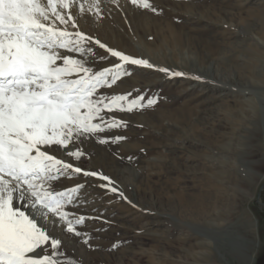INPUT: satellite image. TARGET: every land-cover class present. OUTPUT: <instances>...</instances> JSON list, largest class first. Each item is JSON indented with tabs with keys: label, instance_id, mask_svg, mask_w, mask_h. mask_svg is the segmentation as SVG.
<instances>
[{
	"label": "rangeland",
	"instance_id": "rangeland-1",
	"mask_svg": "<svg viewBox=\"0 0 264 264\" xmlns=\"http://www.w3.org/2000/svg\"><path fill=\"white\" fill-rule=\"evenodd\" d=\"M82 3L90 24L79 17L68 31L84 34L81 46L92 51L74 54L85 56L86 66L95 72L120 63L108 48L155 66L126 62L131 74L115 84L109 80L96 95L142 96L143 103L153 98L156 104L132 112L101 106L105 122L115 118L127 126L72 141L82 155L65 163L82 171L69 169L55 188L84 185L64 211L72 221L86 218L75 227L87 235L76 237L65 227L60 259L64 264H245L241 255L247 245L229 243L227 234L248 242L255 228L256 260L264 249V209L255 203L262 185L264 203V0H150L156 12L131 0ZM161 67L190 75L170 78L157 70ZM116 136L125 139L112 142ZM102 138L109 142L101 144ZM84 171L108 176L118 192L100 187L109 181Z\"/></svg>",
	"mask_w": 264,
	"mask_h": 264
},
{
	"label": "snow or ice",
	"instance_id": "snow-or-ice-1",
	"mask_svg": "<svg viewBox=\"0 0 264 264\" xmlns=\"http://www.w3.org/2000/svg\"><path fill=\"white\" fill-rule=\"evenodd\" d=\"M72 2L0 0V264H64L60 259L64 255L62 240L55 238L49 228L56 223L51 218L63 221L68 233L86 236L75 227L86 218L80 216L72 221L64 211L65 204H71L73 194L84 185L57 191L55 183L67 176L69 169L75 173H81L82 169L50 155V151L66 147L76 137L95 136L106 128L127 126V122L115 118L105 122L101 106L109 111L132 112L156 104L153 98L143 103L142 96L135 99L127 95L95 96L109 80L115 84L120 77L131 74L126 62L148 69L155 66L146 59L108 48L121 62L93 72L83 57L62 54L60 50L82 54L92 51L81 46L85 39L82 32H69L55 23L67 22L61 9H68ZM131 2L157 11L150 0ZM96 43L101 48L106 47L99 41ZM157 70L170 78L190 75L163 67ZM95 118H100V122H93ZM123 139L125 137L116 136L112 142ZM99 142L109 141L102 138ZM68 155L79 159L82 153L73 151ZM83 174L100 176L109 181L100 187L118 192L110 186L108 176L96 171ZM119 196L126 199L123 192ZM17 201H27L29 211L16 206ZM84 242L87 243V239Z\"/></svg>",
	"mask_w": 264,
	"mask_h": 264
},
{
	"label": "bare ground",
	"instance_id": "bare-ground-1",
	"mask_svg": "<svg viewBox=\"0 0 264 264\" xmlns=\"http://www.w3.org/2000/svg\"><path fill=\"white\" fill-rule=\"evenodd\" d=\"M97 2V1H96ZM71 7H72V11H71V19L69 20L68 19V15L67 14H65V11H64V9H61V11H62V13L63 14H65V20L67 21L65 24H60V22L59 21H55V23H56V25L57 26H59L60 28H62V29H66V30H74L73 28H72V26L69 24V23H73V24H75V25H77V23H79V22H77V19L80 17V18H82V19H84V20H87L86 22H88L89 24H90V19L92 18H90V14L89 13H87V12H85V9H84V7H83V3H82V0H73V2L71 3ZM88 14V15H87ZM85 17H87L88 19H86ZM83 23H84V21H83ZM85 27H89V28H91V25L90 26H85ZM94 32H96V31H94ZM171 32H173V31H171ZM109 35V34H108ZM108 35L106 34V39L108 40V41H111V39H109V37H108ZM177 35H179V34H173V36H170V37H174V38H177ZM171 39V38H170ZM171 41V40H170ZM175 41V40H174ZM169 42V41H168ZM173 42V41H172ZM175 44V43H174ZM178 44V43H177ZM173 45V44H172ZM176 45V44H175ZM125 47V46H124ZM179 47V46H178ZM182 48V47H181ZM188 49H189V47H188ZM60 52L62 53V54H64V55H73L74 56V58H81L82 56H77V55H75L74 53H72L70 50H60ZM189 52H191V51H189ZM188 52V53H189ZM182 53V52H181ZM192 53H193V51H192ZM86 54V53H85ZM88 54V53H87ZM183 54V53H182ZM83 55V54H82ZM194 56H196V55H194ZM200 56V55H199ZM83 58H85V56L83 57ZM174 58V57H173ZM177 59V58H176ZM183 60V62H184V64L186 65L187 63H188V61L186 60V59H182ZM87 61V60H86ZM195 62V61H194ZM57 63H62V61H58ZM176 63V62H175ZM178 64V63H177ZM180 65H182V64H180ZM90 67V66H89ZM144 67V66H143ZM187 67V66H186ZM145 68V67H144ZM181 70V69H180ZM150 71V70H149ZM178 71V70H177ZM187 71V70H186ZM189 76V75H188ZM72 78H75L74 76L72 77ZM184 78V77H183ZM191 79V78H190ZM189 80V79H188ZM125 81V80H124ZM172 81V80H171ZM245 81V80H244ZM132 82V81H131ZM233 82V81H232ZM225 83V82H224ZM239 83H241V82H239ZM133 86V85H132ZM219 86H221V87H223V85H219ZM218 86V87H219ZM103 88V87H102ZM225 88V87H224ZM224 88H222V89H224ZM104 89H105V87H104ZM107 91H111L110 89H106ZM124 89L121 87V88H118V89H116V91H118V93H120V91H123ZM96 95V94H95ZM97 96V95H96ZM105 102H106V100H105ZM99 121V120H98ZM85 141V140H84ZM80 143H83V142H80ZM85 143H87V142H85ZM55 147V146H54ZM45 149H47V148H45ZM73 151H79V147H78V144H76V143H73L72 141H70L69 142V144L66 146V147H63V148H61L60 150H59V152H56L55 153V155L54 156H56L58 159H60V160H62V161H66V159L65 158H68V157H70V158H73V159H75V160H77V158L76 157H74V156H70V155H68V153L69 152H73ZM90 171V170H89ZM85 193V192H84ZM86 194V193H85ZM83 195V194H82ZM80 198L79 197H76V200H75V202H80ZM82 200H83V198H82ZM93 204L94 203H91V205L90 206H87V207H90L91 208V206H93ZM16 206H22V210H26V212L27 211H29V208H27V206H28V204H27V201H17L16 202ZM27 208V209H26ZM84 208H86V207H84ZM77 209H79V208H77ZM80 210V209H79ZM57 218V217H56ZM59 220V219H58ZM55 221H57V219H55ZM59 223H60V225L58 226V231H56V233L54 232L55 230H53L54 228H55V226H52V225H50L49 226V228H50V231L52 232V234L54 235H56L55 237L56 238H60V239H62V240H64V239H66V232H65V227H67L66 226V224L64 223V222H61V221H58ZM58 222H56V223H58ZM58 223V224H59ZM56 229V228H55ZM227 229V228H226ZM235 230V229H234ZM236 233V232H235ZM239 233V232H238ZM253 234H254V238L253 239H250L248 242H247V240L245 239V238H243V237H241V236H239V234L237 235V234H227L228 236H227V239H228V241H229V243H231V244H236V246L238 245V246H240V245H243V243H245L246 245H247V251H246V253L245 254H240L241 256H242V258H243V261H244V263L245 264H253V262H254V260H255V254H256V251H257V249H258V245H259V242L257 241V239H256V236H255V228H254V232H253ZM65 241V240H64Z\"/></svg>",
	"mask_w": 264,
	"mask_h": 264
},
{
	"label": "water",
	"instance_id": "water-1",
	"mask_svg": "<svg viewBox=\"0 0 264 264\" xmlns=\"http://www.w3.org/2000/svg\"><path fill=\"white\" fill-rule=\"evenodd\" d=\"M262 189H263V185L259 188V191H258L256 199H255V203L264 209V203L260 201Z\"/></svg>",
	"mask_w": 264,
	"mask_h": 264
},
{
	"label": "flooded vegetation",
	"instance_id": "flooded-vegetation-1",
	"mask_svg": "<svg viewBox=\"0 0 264 264\" xmlns=\"http://www.w3.org/2000/svg\"><path fill=\"white\" fill-rule=\"evenodd\" d=\"M255 264H264V249L261 252H259L255 260Z\"/></svg>",
	"mask_w": 264,
	"mask_h": 264
}]
</instances>
